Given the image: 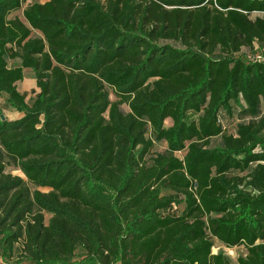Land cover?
<instances>
[{
  "label": "trees",
  "instance_id": "1",
  "mask_svg": "<svg viewBox=\"0 0 264 264\" xmlns=\"http://www.w3.org/2000/svg\"><path fill=\"white\" fill-rule=\"evenodd\" d=\"M31 1L0 0L3 255L264 264V0Z\"/></svg>",
  "mask_w": 264,
  "mask_h": 264
},
{
  "label": "rangeland",
  "instance_id": "2",
  "mask_svg": "<svg viewBox=\"0 0 264 264\" xmlns=\"http://www.w3.org/2000/svg\"><path fill=\"white\" fill-rule=\"evenodd\" d=\"M32 1L31 0H23V7L27 6L28 4H30ZM256 15H253L252 18H254ZM14 17H18L20 18V20H23L22 18V12L19 11V12H16V13H13L10 18H14ZM17 89L19 92L25 94L27 100L29 102H31L34 97H35V94H36V86H35V79H34V76L31 72H27L25 73L24 75V79L17 84ZM110 93V100L111 101H114L116 100V97L114 96V94L112 93V91L110 90L109 91ZM124 111H127V107L125 105H123L121 107ZM0 109H2V112H3V115L7 118V119H12L14 118L13 117V111L12 109H8L6 108L2 98H0ZM9 118H8V117ZM189 118H192V116H189ZM238 118V117H236ZM234 121H233V118L228 120L227 121V132L228 133H233L234 131ZM165 150V146H155L154 148V151H158V152H162ZM181 156V155H179ZM7 172H9L10 174H12L13 176H18V177H21L23 178V174L16 168L13 167V165L9 164L7 166V169H6ZM29 187L31 189H34L33 186L29 185ZM44 191H47V190H44ZM172 207L164 210L162 212V214L166 215V214H174L177 210H174V209H171ZM48 216L46 215L45 216V219L47 220ZM20 250H21V242L18 243L16 245V250H15V255L13 257H8V256H4L3 255V252L0 248V264H30L28 261H26L24 258H22L21 256V253H20ZM222 252L227 258H229L231 264H237V258L239 256H242L245 254V249L243 247H236V248H233V249H226V248H222L219 244L217 243H214L213 244V248H212V252L214 254L218 253V252ZM83 251L78 249L76 252H75V258L74 260L77 261V262H80L82 259H83Z\"/></svg>",
  "mask_w": 264,
  "mask_h": 264
},
{
  "label": "built area",
  "instance_id": "3",
  "mask_svg": "<svg viewBox=\"0 0 264 264\" xmlns=\"http://www.w3.org/2000/svg\"><path fill=\"white\" fill-rule=\"evenodd\" d=\"M254 15H258V14H254ZM245 58H246L247 61H249L251 63L264 62V55L258 54V53H248V54H246ZM171 209L176 210V208L174 206Z\"/></svg>",
  "mask_w": 264,
  "mask_h": 264
},
{
  "label": "crops",
  "instance_id": "4",
  "mask_svg": "<svg viewBox=\"0 0 264 264\" xmlns=\"http://www.w3.org/2000/svg\"><path fill=\"white\" fill-rule=\"evenodd\" d=\"M21 12H22V9H21ZM20 19V18H19ZM21 21H23V20H21ZM27 72H31L30 70H24V75H25V73H27ZM32 73V72H31ZM33 74V73H32ZM13 117L14 118H12V119H9V120H14V119H18L19 117H20V115L18 114V113H16V112H13ZM8 117V116H7ZM9 118V117H8Z\"/></svg>",
  "mask_w": 264,
  "mask_h": 264
},
{
  "label": "water",
  "instance_id": "5",
  "mask_svg": "<svg viewBox=\"0 0 264 264\" xmlns=\"http://www.w3.org/2000/svg\"><path fill=\"white\" fill-rule=\"evenodd\" d=\"M1 119H4V117H3V116H1Z\"/></svg>",
  "mask_w": 264,
  "mask_h": 264
}]
</instances>
